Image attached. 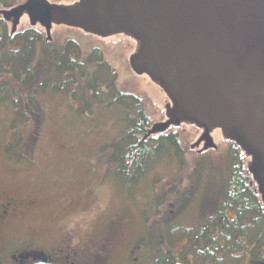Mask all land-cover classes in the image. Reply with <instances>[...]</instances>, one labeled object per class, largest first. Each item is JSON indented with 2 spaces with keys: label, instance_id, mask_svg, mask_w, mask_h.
Segmentation results:
<instances>
[{
  "label": "rangeland",
  "instance_id": "rangeland-1",
  "mask_svg": "<svg viewBox=\"0 0 264 264\" xmlns=\"http://www.w3.org/2000/svg\"><path fill=\"white\" fill-rule=\"evenodd\" d=\"M25 1L19 2L16 9L7 10L12 14L10 29H14L16 17V29L30 27L32 12L46 10L49 5L88 9L95 2ZM260 2L263 7L264 2ZM23 5H27L25 9L21 8ZM18 10L24 14L18 15ZM161 10L162 7L153 11L144 7L123 15L111 32L108 30L102 36L63 20L59 22L57 10L47 12L46 26L42 16L39 18L41 14L34 13L37 18L34 25L44 32L50 31L48 35L56 40L75 39L86 50L101 47L114 70L119 72V86L147 99L156 122L167 123L186 107L181 101V92L150 70L152 66L139 68V60L146 61L153 51L148 46L151 37L136 32L137 38L126 26H142L150 15L157 18ZM163 27L160 32L166 40L171 33L182 31L171 23ZM255 37L261 38L260 35ZM254 45L255 49L263 46ZM177 56L173 50L159 60L163 65L172 63L177 70L180 63ZM170 57L174 61H169ZM41 101V115L22 129L21 147L24 145V148L20 149L16 161L5 153L12 109L0 104V213L3 215V209L7 212L6 218H0L2 264H28L29 260L21 262L13 259V255L25 253L36 259L45 256L41 253L48 255L55 248L70 244L84 249V259H96L101 264H128L140 253L141 258L149 254L158 257L166 247L180 254L188 246V238L186 235L169 238L166 233L170 227L180 224L192 228L201 224L222 202L234 163L233 152L227 149L225 141L231 132L223 126L209 130L208 123L199 118H181L178 125L186 147L185 164L182 166L180 158L174 154L155 155L152 161L155 167L130 190L114 173L110 160L112 142L122 132V108L109 109L94 102L91 110L84 111V102H76L79 108H72L70 99L63 94H47ZM231 130L239 133L235 127ZM206 134L217 151L206 147ZM244 162L250 166L249 161ZM251 166L264 202V164H261L260 174L256 173L254 163ZM167 238L171 245L166 246ZM240 255L239 260L234 259L231 264H236L237 260V264H248L252 258L249 249Z\"/></svg>",
  "mask_w": 264,
  "mask_h": 264
},
{
  "label": "trees",
  "instance_id": "trees-1",
  "mask_svg": "<svg viewBox=\"0 0 264 264\" xmlns=\"http://www.w3.org/2000/svg\"><path fill=\"white\" fill-rule=\"evenodd\" d=\"M19 2L0 0V104L12 109L10 137L5 144L10 160H18L20 149L24 148L23 127L43 112L41 97L63 94L70 99L72 108H79L76 102H84V111L91 110L94 102L109 109L122 108V132L112 142L110 160L114 173L130 190L155 167V155L174 154L182 166L185 164L186 147L180 126L171 124L153 132L158 123L149 102L119 86V72L101 47L86 50L75 39L56 40L35 25L10 29V18L5 12ZM233 147L229 144L227 149L235 150ZM232 176L237 182H226L222 202L201 224L192 228L173 224L166 233L169 238H188L179 262L172 250L162 249L156 264H231L232 260H239L247 242L253 244L254 259L261 255L264 204L254 185L246 182L249 177L239 172ZM164 242L170 243V239Z\"/></svg>",
  "mask_w": 264,
  "mask_h": 264
},
{
  "label": "flooded vegetation",
  "instance_id": "flooded-vegetation-1",
  "mask_svg": "<svg viewBox=\"0 0 264 264\" xmlns=\"http://www.w3.org/2000/svg\"><path fill=\"white\" fill-rule=\"evenodd\" d=\"M52 1L58 2L59 0ZM236 1L175 0L173 3H166L157 18L155 15L153 17L150 15V19L145 21L144 25H130L129 27V24H127L126 26L135 33H146L151 37L150 45L152 46L149 48L153 49L150 54L152 58L155 59L163 54L169 55V53L164 52L165 49L177 47L180 50L177 53V57L183 60V65L188 67L187 69L190 73L193 72L195 74V78L199 79L198 81L201 84L204 80L214 79L216 84L219 82L223 84L228 91V99L226 100L228 106H230L228 112H231L239 119L245 117L246 122H249L248 126L250 129H244L243 132L246 137L240 132L239 134L252 147L251 144L256 143L254 136L255 139H264V35L261 31L259 33L257 29L258 27H264V3L262 10H260L258 5L253 6L251 9L248 5L238 6ZM147 9L149 10V8ZM176 10L183 18L175 17L177 14L174 11ZM133 11L137 12L135 8ZM168 23L180 27V30H182L181 33H171L168 36L170 41L163 38L164 34L160 32V30L164 29L163 26ZM160 24L162 25L160 26ZM246 24L257 28H253L252 33L249 36H245L246 39L239 43L234 33L236 25L243 28L247 26ZM137 33L136 35L133 34L137 37ZM258 35H260V39L255 37ZM254 44L263 46L261 49L259 47L255 49L253 48ZM169 61H174L173 57H170ZM167 64L173 66L172 63ZM172 71L173 73L175 72L174 69ZM185 74L190 75L188 73ZM157 75L161 76V79L163 77L167 79L168 77L167 73ZM227 103H225L226 106ZM245 112L246 115H244ZM239 134L237 132L229 134L225 140L228 145L237 144L236 148L233 147L235 150H232L234 163L232 164L233 170L230 173L229 180L230 182H237L236 178H231L234 173L238 172L249 177L245 179L246 182H251L254 185L256 193L261 198L262 196L257 188L258 184L250 169L252 163L255 164L256 158L253 153L247 150L246 145H241L243 142ZM211 144L212 141L210 142V147L217 151L218 148ZM245 159L249 161V167L245 164ZM261 201L263 202V199ZM5 212L3 209V215L0 213V218H6L7 212ZM238 238V236L235 237V241ZM171 240L173 239L171 238ZM167 244L171 245L172 243L167 242L166 246ZM233 245L236 246L237 244ZM166 249L171 250L168 247ZM247 249H249L250 257H252L248 264H264V251L259 257L254 259L252 256L253 244L244 243L243 250L246 251ZM41 254L45 256L35 259L28 256V254L19 253V255H13V259H18L21 262L25 261V259L29 260L28 264L39 261L52 264H101L96 259H84V249L74 244L55 248L53 253L48 255L45 253ZM140 254L135 255L136 257L133 256L128 264L157 263L156 254H149L145 258H141ZM180 255L181 252L180 254L174 253L178 262ZM2 263L3 261L0 259V264ZM210 263L213 262L210 261Z\"/></svg>",
  "mask_w": 264,
  "mask_h": 264
},
{
  "label": "water",
  "instance_id": "water-1",
  "mask_svg": "<svg viewBox=\"0 0 264 264\" xmlns=\"http://www.w3.org/2000/svg\"><path fill=\"white\" fill-rule=\"evenodd\" d=\"M94 5H91L88 9L87 8H81V7H63L62 5H49L47 6L46 10L41 11H35L32 12V24L34 25L37 21L36 15L34 13H40L42 16L43 24L46 26L45 17L47 15V12L50 10H57L60 12V20L61 22L68 23L69 25H73L75 27H82V29L87 30L88 32H91L92 34H99L104 35L115 25V23L122 18L123 15H126L130 12H134L133 9H142L144 7L149 8L153 11L154 8H161L166 5V3H173L175 0H94ZM224 1H231V0H224ZM261 0H238L237 2L240 3V5H248L252 9L253 6L258 5L260 6ZM245 2V3H244ZM264 2V0H262ZM27 5L21 6V8H26ZM19 9V8H17ZM260 10H262V7H259ZM19 11V10H18ZM44 13V14H43ZM179 18H183L181 14L176 10L174 11ZM7 18H11V12L6 11L5 12ZM18 15H23L21 11L17 13ZM38 18V19H39ZM40 20V19H39ZM18 19L16 17L14 21V29H16ZM246 27H241L239 25H236L235 31L238 33L236 35V38L239 43H242L246 38L245 36H249L250 33H252L253 27L250 24H246ZM48 29H50V25H47ZM258 31L264 35V27H258ZM50 32V31H48ZM149 47L152 45H148ZM179 52L180 50L177 47H168L165 49L164 52L172 53ZM165 55H159L157 58H152L151 56L146 60H139L140 65L139 68L143 70L144 65L152 66L150 70H153V72H157L158 74H165L167 73L168 77L162 78V80L167 81L169 83H172L176 86L177 89L181 92V101L186 105L184 110L178 112L176 116L167 123H158L152 130L153 132L157 131L159 128L161 129H167L171 124L178 125L181 118L184 117H190L193 119L199 118L202 120L203 123H208L209 130L212 129V127H216L217 125L223 126L226 131L231 132L230 134L235 133L234 130L230 131V128L232 129L235 127L237 131L245 135L244 129H250L248 126L249 122H246L245 117L243 118H237L234 114L231 112H228V109L230 106H228V103L226 100L228 99V91L225 88L223 84L220 82L216 84L215 79L214 80H204L202 84L199 79L195 78V74L190 71H188V67H186L182 59H180V63L178 64L177 70L173 68V66L167 64L164 62V65L161 63L160 58L165 59ZM144 62V63H143ZM167 66V67H166ZM174 69V73L172 70ZM196 71V70H194ZM160 72V73H159ZM185 73H188L190 75H186ZM161 78V76H159ZM184 97V98H183ZM227 103V106L226 104ZM244 111V110H243ZM246 115V112L244 113ZM200 122V121H199ZM238 133V132H237ZM239 134V133H238ZM240 135V134H239ZM207 137V144L206 147H210L211 138L208 134L205 135ZM241 136V135H240ZM246 137V135H245ZM239 138V137H238ZM243 142V146L247 150L249 149L250 152L253 153L254 156H256L255 160V168L256 173L260 174L262 170L261 164H264V139L261 140L259 138L254 140L256 143H252L253 149L248 143L245 142V140L240 138ZM250 141V140H249ZM248 144V145H247ZM233 146L236 148L237 144H233ZM253 171L255 172V169L253 168ZM255 173V177L258 178V175ZM33 264H52L44 261L35 262Z\"/></svg>",
  "mask_w": 264,
  "mask_h": 264
}]
</instances>
